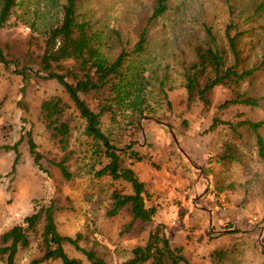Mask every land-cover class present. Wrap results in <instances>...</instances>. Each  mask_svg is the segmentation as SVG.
<instances>
[{
	"label": "rangeland",
	"instance_id": "374dc122",
	"mask_svg": "<svg viewBox=\"0 0 264 264\" xmlns=\"http://www.w3.org/2000/svg\"><path fill=\"white\" fill-rule=\"evenodd\" d=\"M62 1L16 0L13 13L0 30V46L8 60L16 56L22 59L28 38L33 40V47L43 43V30L59 19ZM230 1L237 29L243 33L240 45L244 62L256 67L240 84L239 92L255 97L256 104L239 102L219 107L225 98L234 96V91L221 86L207 92L209 104L197 93L187 99L185 72L195 46L208 41L205 28H211L219 45L227 47L224 28L229 13L225 0H169L166 11L152 20L148 17L153 0L79 3L80 13L103 31L102 51L113 58L125 47L131 61L144 69L149 80L147 102L151 108L139 117L141 130L133 141L125 144L122 140L117 146L128 149L131 145L130 150L141 156L136 160L121 154V163L132 166L144 181L147 204L156 206L152 223L135 222L128 227L126 209L107 214L113 182L94 174L99 162L91 149L83 153L86 145L82 141L73 142L68 164L72 176H62L53 161L63 152L39 118L40 102L50 95L61 96L67 104L65 115L75 127L73 136L91 141L82 133L86 119L60 83L39 76L42 72L31 78L22 98L20 68L0 60V234L52 201L60 232L80 233L79 243L93 247L107 264H123L133 245L144 242L156 222L164 224L170 241L181 245L193 264H211L212 252L220 246L233 249L225 264H264V250L258 246L264 245V159L256 152L254 131L238 123L242 119L264 120V15L252 11L251 0ZM143 27L147 28L148 41L145 49L136 53L131 49ZM94 104L90 102L93 109ZM131 113L117 108L113 117L103 114L101 129L108 136L120 134ZM213 115L235 123V129L219 123L208 130ZM27 129H31L43 154L42 168L28 151ZM259 132L264 138V125ZM17 140L20 155L13 169L14 150L1 145ZM226 143L232 145V158L221 164L217 157L224 153ZM218 187L224 190L217 191ZM65 248L71 256L89 263L71 244ZM38 253L32 240L19 250L16 264H29ZM55 263L62 264L59 260Z\"/></svg>",
	"mask_w": 264,
	"mask_h": 264
},
{
	"label": "trees",
	"instance_id": "16d2710c",
	"mask_svg": "<svg viewBox=\"0 0 264 264\" xmlns=\"http://www.w3.org/2000/svg\"><path fill=\"white\" fill-rule=\"evenodd\" d=\"M81 0H63L60 4V17L54 23L48 24L43 30V43L33 47V40L28 38L26 50L19 56L7 59L0 46V60L8 65L15 63L18 72L22 75L20 87L22 98L26 93V86L33 76L56 79L74 102L80 115L86 119L82 133L90 136L91 141L73 136L74 125L66 117V102L59 95H50L40 102L39 118L44 124L49 136L55 140L63 154L59 160L53 161L64 178L69 179L72 171L69 161L73 154V144L82 141L86 145L83 149L91 152L99 162V167L94 174L106 177L113 182L111 190V205L107 210L108 215H115L120 210L126 209L130 218L127 226L135 222L154 221L156 206L147 204V189L144 181L138 176L135 169L123 165L122 155L134 156L140 160L141 156L136 151L118 147L119 141L125 144L133 141L141 130L139 117L145 115L148 108L147 85L149 80L144 74V69L131 61L130 52L122 47L119 52L110 58L102 51L104 45L103 31L93 27L90 18L83 16L79 11ZM227 2L229 21L224 28V38L227 47L219 45L214 32L206 27L208 41L197 44L194 48V57L185 72L184 87L187 99L190 101L197 93L199 99L205 104L210 101L207 92L215 86L230 88L234 96L225 98L218 106L225 107L232 103L256 104L257 100L252 95L239 92L240 84L251 76L255 66H246L241 54V34L236 26L233 15L235 8L230 0ZM169 0H153L151 14L148 20L161 16L168 8ZM16 0H0V30L14 11ZM252 11L264 15V0H251ZM35 28V26L32 24ZM147 28L143 27L139 37L132 47V51L142 52L147 44ZM233 29H236L232 32ZM24 59V62H23ZM23 64L20 66V64ZM163 95L166 96L165 91ZM20 98L18 102L22 103ZM90 102H95L96 108L90 107ZM1 106V101H0ZM117 108L131 111L129 124L121 133L108 136L100 126L101 116L110 113L115 116ZM248 125L255 134L256 152L264 159V138L259 129L264 125V120L242 119L238 123ZM226 123L232 129L236 124L222 119L217 115L212 116L208 130L214 129L217 124ZM237 123V124H238ZM28 151L34 163L42 168V152L33 136L31 129L25 130ZM22 138V137H21ZM76 139V141H75ZM20 140V139H19ZM12 145H1L4 149H13L15 156L13 169L19 159L18 142ZM74 142V143H73ZM231 143H226L224 153L217 157V161L226 164L232 158ZM116 182V183H114ZM224 187H218L222 192ZM237 231V230H236ZM80 233L74 235L60 232L55 218V206L51 201L40 205L32 213L25 215L21 222L11 225L0 234V262L1 264H16V256L22 247L28 246L32 240L36 241L38 254L32 257L29 264H84L79 257L71 256L66 244H71L79 250L88 260V264H107L105 258L93 247H84L79 243ZM264 250L263 244H258ZM232 248L217 247L212 252L211 264H225ZM264 252V251H263ZM230 257V256H229ZM228 257V259H229ZM193 264L186 256L181 245L173 244L162 222H156L148 229L144 242L136 243L131 248L130 256L123 264Z\"/></svg>",
	"mask_w": 264,
	"mask_h": 264
}]
</instances>
